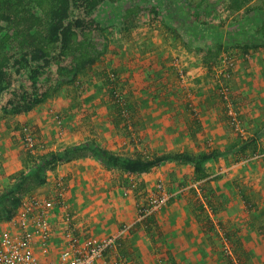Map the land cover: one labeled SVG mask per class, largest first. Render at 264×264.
Listing matches in <instances>:
<instances>
[{
  "label": "rangeland",
  "instance_id": "1",
  "mask_svg": "<svg viewBox=\"0 0 264 264\" xmlns=\"http://www.w3.org/2000/svg\"><path fill=\"white\" fill-rule=\"evenodd\" d=\"M212 1L192 9L197 0L190 6L187 0H105L93 15L103 29L92 34L103 45L99 62L29 113H4L1 107L8 92L1 95L0 193L12 186L16 172L30 165L32 154L60 151L88 139L116 155L133 157L167 152L196 155L257 137L255 153L207 162L206 183L194 180L189 165L165 163L133 177L107 170L90 158L73 161L76 164L68 169L57 168L66 163L58 164L45 172L43 185L31 186L19 197L25 203L30 197L50 196L54 182L62 178L71 194L83 199L96 195L107 215L128 214V221L114 219V230L134 220L137 206L161 182L171 199L153 215L149 229H135L148 262L134 264H178L171 251L181 253V264H264V48L259 47L264 46V38L256 33L264 20V0L245 4L233 0L234 6L242 4L234 11L227 8L231 0ZM129 5L142 12L123 31L120 19ZM246 6L262 11L249 14ZM208 49L214 54L209 69L202 61ZM17 86L14 81L11 88ZM223 88L238 115L240 131L228 124ZM116 101L133 103L132 117L113 119ZM24 126H31L37 137L33 151L23 144ZM85 167L92 172L86 173ZM96 179L99 188L93 191ZM196 198L205 209L199 222L190 210ZM175 214L181 219L167 220ZM8 229L7 222H0V230ZM179 233L181 244L173 248L172 237ZM58 236L48 248L50 261L61 249Z\"/></svg>",
  "mask_w": 264,
  "mask_h": 264
},
{
  "label": "trees",
  "instance_id": "2",
  "mask_svg": "<svg viewBox=\"0 0 264 264\" xmlns=\"http://www.w3.org/2000/svg\"><path fill=\"white\" fill-rule=\"evenodd\" d=\"M104 1L0 0V97L8 92V98L1 107L4 113L20 116L33 111L51 99L62 85L73 83L79 74L101 60L103 45L96 42L92 34L103 32L93 15ZM187 1L190 6L194 0ZM203 1L206 0L192 3V9H199ZM232 3L233 0L227 8L234 11L239 10L243 3H250V0L237 6ZM74 10L77 12L75 16L72 15ZM141 10L136 5L127 6L120 19V28L128 31ZM244 10L250 14L255 10L262 11V8L246 6ZM152 11L154 15L159 14L154 9L149 10L150 13ZM256 33L264 38V20L256 28ZM217 47L220 48V45ZM237 47L247 49L245 45L237 44ZM213 57L214 54L208 49L202 59L207 69ZM14 81L18 82V86L11 88ZM106 84L111 86L110 81ZM109 88V94L114 98L115 91ZM116 102L113 119L132 117L135 111L133 103ZM257 141V137H250L224 148H215L196 155L167 152L147 156L137 153L133 157H124L98 146L93 139H88L60 151L32 154L30 165L26 163L23 170L16 172L11 178L12 186L0 193V222L10 221L21 205L19 195L24 191L28 193L31 186L43 185L45 172L55 170L58 164L92 158L107 170L117 169L125 174L138 176L147 174L162 164L175 162L191 166L194 180L206 183L209 180L205 169L207 162L221 157H242L248 152L255 153ZM190 210L199 222L201 215L205 213L200 198H196ZM152 217L144 221L146 225L143 229L150 228Z\"/></svg>",
  "mask_w": 264,
  "mask_h": 264
},
{
  "label": "built area",
  "instance_id": "3",
  "mask_svg": "<svg viewBox=\"0 0 264 264\" xmlns=\"http://www.w3.org/2000/svg\"><path fill=\"white\" fill-rule=\"evenodd\" d=\"M225 91L223 88V105L228 124L234 131H240L238 115ZM57 124L60 125V121ZM21 133L23 144L28 150L37 148L38 140L31 126H24ZM170 199L171 195L159 182L154 192L145 197L144 204L137 206L136 217L132 222L122 225L111 235L94 239L89 226H79L76 215L70 211L67 187L62 178H58L51 187L50 196L30 197L27 202L21 203L19 210L7 222L9 229L0 230V264H38L39 258L33 249L36 243H39L42 255L47 257L48 244L54 237L51 217L55 210L59 212V224L62 226L61 249L50 264H134L121 254V242L132 235L137 227L145 228L144 221L166 207Z\"/></svg>",
  "mask_w": 264,
  "mask_h": 264
},
{
  "label": "crops",
  "instance_id": "4",
  "mask_svg": "<svg viewBox=\"0 0 264 264\" xmlns=\"http://www.w3.org/2000/svg\"><path fill=\"white\" fill-rule=\"evenodd\" d=\"M208 1V0H207ZM212 2L214 4V2L212 0H209V3ZM188 21H186L185 23H187ZM193 26V25H190ZM133 64V63H132ZM77 162V161H76ZM76 162H71V163H66L63 166L57 167V168H61V169H68L70 166H73L74 164H76ZM88 163H85V166H88ZM58 171V169H57ZM92 172V168L89 167V169L87 167H85V172ZM102 172V171H99ZM135 177V176H133ZM98 180H95V184L94 186H92L93 191H97V189L99 188L98 186ZM87 185H85L86 187ZM69 187V186H68ZM75 192H78V190H76ZM68 193H70V190H67V195ZM48 197V196H47ZM67 200H68V204H69V209L70 211H72L73 214L76 215L77 220H78V224L79 226H89V228L91 229V233H92V237L94 239H101L105 236L111 235L115 232L116 229L113 230V226H114V219H116L117 223H122L124 221H128L129 218L128 214H126V216H124L123 218H121V213H119V215L115 216L113 218V216H111V214L107 215L106 214V209H102L101 206H103V203H101L100 201L97 200V196L96 195H90L89 197L86 198H81L80 195H73L70 193V196H67ZM127 203V202H125ZM107 208V207H105ZM125 208V206H124ZM124 210V209H123ZM126 210V208H125ZM127 211H124V213H126ZM123 214V213H122ZM127 217V218H126ZM57 218V219H56ZM180 214H175L174 216H167V220H175L178 221L180 220ZM51 222L54 225V237L51 240V242L48 244V248L52 247V244L54 242H57V236L58 234L60 235L61 231H62V226L59 224V212L58 210L54 211V214L51 217ZM178 223V222H177ZM122 224H118L117 227H121ZM119 227V228H120ZM142 228V227H139ZM108 230H113L112 232L108 233V235H106V232ZM178 232V231H177ZM134 233V232H133ZM130 235L128 238H126L125 240H123L121 242V254L122 255H128L131 254V256H127L128 258H130V260L132 262H148V257L145 256V249H143L142 246H140L141 244V240L139 239V235L133 234ZM56 237V238H55ZM60 236H58L59 238ZM173 241L175 239V241L178 243H173V248L175 247H179L181 244V235L176 234L175 237H172ZM129 246V247H128ZM171 248V249H173ZM34 249V253L37 255L38 259V264H50V260L47 257H44L42 255L41 252V247L39 245V243H36L33 247ZM177 250H179L178 248H176ZM174 250V249H173ZM127 253V254H126ZM171 255L173 260H175V262H177L178 264H181V253L179 251L176 252H172L171 251ZM166 262H168V259H164ZM148 264V263H146Z\"/></svg>",
  "mask_w": 264,
  "mask_h": 264
}]
</instances>
